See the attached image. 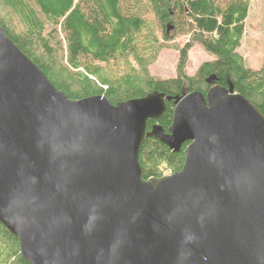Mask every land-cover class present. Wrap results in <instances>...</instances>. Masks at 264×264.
Segmentation results:
<instances>
[{"label": "water", "instance_id": "obj_1", "mask_svg": "<svg viewBox=\"0 0 264 264\" xmlns=\"http://www.w3.org/2000/svg\"><path fill=\"white\" fill-rule=\"evenodd\" d=\"M216 79L179 97L72 99L0 24V222L24 258L264 264V113ZM170 100L169 128L149 130ZM146 137L188 142L182 169L144 178Z\"/></svg>", "mask_w": 264, "mask_h": 264}, {"label": "trees", "instance_id": "obj_2", "mask_svg": "<svg viewBox=\"0 0 264 264\" xmlns=\"http://www.w3.org/2000/svg\"><path fill=\"white\" fill-rule=\"evenodd\" d=\"M251 1L0 0V24L54 85L72 99L105 95L116 104L155 90L174 97L193 90L206 93L212 86L207 80L215 75L216 84L228 86L230 79L235 91L264 113V65L259 69L249 67L237 51ZM153 30L159 35L155 36ZM141 35L149 47H139ZM181 35L189 38L179 47L175 77H152L145 65L143 73L133 70L114 81L104 77L105 64L135 59L140 66L149 58L146 48L152 56L157 48ZM195 43L213 59L190 75L187 62ZM174 109L175 101H167L165 113L159 119H150L148 129L155 123L168 129ZM187 144L175 152L158 139L146 137L140 151L144 178L181 170ZM0 264H31L21 253L19 239L1 222Z\"/></svg>", "mask_w": 264, "mask_h": 264}, {"label": "rangeland", "instance_id": "obj_3", "mask_svg": "<svg viewBox=\"0 0 264 264\" xmlns=\"http://www.w3.org/2000/svg\"><path fill=\"white\" fill-rule=\"evenodd\" d=\"M173 29H170V32ZM156 32L155 30H153ZM159 31L156 35H159ZM61 36V34H60ZM188 36L181 35L172 38L170 43L155 48V54L151 56L148 48L144 51L149 58L147 62L139 66V62L135 59L119 60L111 62L103 66L104 77H109L113 81L115 78H122L133 70H139L143 73L144 65L150 76L155 78H171L177 74V66L179 61V47L188 41ZM139 47H149L148 40L142 35L139 37ZM162 43L163 39L160 40ZM237 51L244 57L246 65L251 68L259 69L264 65V0H252L249 15L245 22V32L241 39V44ZM151 52V51H150ZM213 55L209 54L199 44L195 43L189 51L187 62L188 74H194L199 66L208 60H212ZM169 174V173H168ZM166 174V175H168Z\"/></svg>", "mask_w": 264, "mask_h": 264}]
</instances>
